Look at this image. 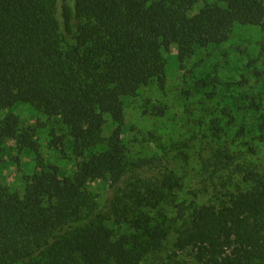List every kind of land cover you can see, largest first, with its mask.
I'll return each mask as SVG.
<instances>
[{
    "label": "trees",
    "instance_id": "obj_1",
    "mask_svg": "<svg viewBox=\"0 0 264 264\" xmlns=\"http://www.w3.org/2000/svg\"><path fill=\"white\" fill-rule=\"evenodd\" d=\"M238 26L264 31V0H0V158L14 142L34 163L23 189L0 175V264H160L170 250L183 264L184 253L189 264H264V174L248 172L253 183L220 204L184 207L176 202L183 178L157 157H134L124 137L130 100L154 83L165 88L172 46L184 69ZM263 67L264 42L234 84L264 77ZM215 72L193 87L208 102ZM260 94L244 97L250 110H261ZM20 104L45 117L50 146L73 161L70 170L43 157L37 128L13 112ZM219 114L216 172L235 153L223 136L252 131V118L238 126L227 107ZM257 129L263 138L264 122ZM95 181L105 193L91 189Z\"/></svg>",
    "mask_w": 264,
    "mask_h": 264
},
{
    "label": "rangeland",
    "instance_id": "obj_2",
    "mask_svg": "<svg viewBox=\"0 0 264 264\" xmlns=\"http://www.w3.org/2000/svg\"><path fill=\"white\" fill-rule=\"evenodd\" d=\"M262 42L264 31L260 27L238 26L225 46L199 52L184 69L179 67L174 58L177 47L172 46L165 88H160L156 83L146 86L126 105L124 137L130 145L131 153L134 157H157L161 161L156 163L168 164L175 169L183 178V188L176 200L181 206L187 207L193 203L220 204L227 201L231 193L245 190L253 183L252 180H244L245 176L250 178L248 172L264 174V137H261L257 129L264 122V77L254 75L247 85L234 84L246 72L243 66L248 55L258 53ZM209 71H216L219 82L216 97L208 102L193 87L195 80ZM191 89L193 93L188 94L187 91ZM258 91L262 97L259 101L261 110H250L244 97ZM152 104L161 105L165 114L160 115L153 110ZM222 107H227L235 116L238 126L252 118V131L239 138L234 130L227 132L230 136L221 133L224 135L223 140H227V146L235 153L232 161L224 162L222 170L216 172L212 165L216 161L214 150L224 142L214 136L211 120L221 117L219 112ZM13 112L26 126L37 128L35 136L39 139L38 149L47 161L64 169L72 168L73 161L50 146L49 130L44 126L47 123L45 117L26 104L18 105ZM229 120V117L224 116V123ZM111 128L112 123L108 122L106 133ZM10 145L14 148L1 155L0 175L6 184L23 189L24 177L34 169L33 157L24 151L19 152L14 142H10ZM251 145L254 153L250 150ZM181 152L186 153L188 158ZM90 187L95 193L106 192L104 183L100 181L91 183ZM168 209L171 216L178 215L176 207L169 206ZM170 251L162 253L165 259L160 264H183L168 258ZM179 259L191 263V257L186 253L181 254Z\"/></svg>",
    "mask_w": 264,
    "mask_h": 264
}]
</instances>
